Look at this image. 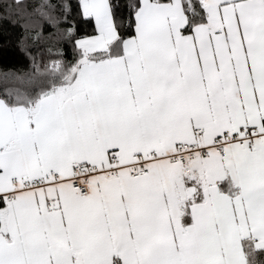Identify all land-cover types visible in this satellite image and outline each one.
I'll list each match as a JSON object with an SVG mask.
<instances>
[{
    "label": "snow or ice",
    "instance_id": "obj_1",
    "mask_svg": "<svg viewBox=\"0 0 264 264\" xmlns=\"http://www.w3.org/2000/svg\"><path fill=\"white\" fill-rule=\"evenodd\" d=\"M11 36L0 264H264V0H0Z\"/></svg>",
    "mask_w": 264,
    "mask_h": 264
},
{
    "label": "trees",
    "instance_id": "obj_2",
    "mask_svg": "<svg viewBox=\"0 0 264 264\" xmlns=\"http://www.w3.org/2000/svg\"><path fill=\"white\" fill-rule=\"evenodd\" d=\"M0 47V88L4 86L3 72L8 68H16L27 65L28 61L20 52L16 44V37H0V41H5Z\"/></svg>",
    "mask_w": 264,
    "mask_h": 264
}]
</instances>
